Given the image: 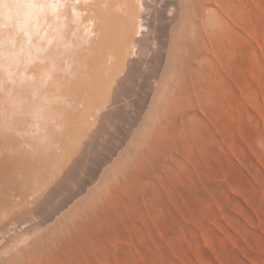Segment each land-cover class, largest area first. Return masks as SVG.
Segmentation results:
<instances>
[{
  "label": "bare ground",
  "instance_id": "1",
  "mask_svg": "<svg viewBox=\"0 0 264 264\" xmlns=\"http://www.w3.org/2000/svg\"><path fill=\"white\" fill-rule=\"evenodd\" d=\"M204 1L0 0V235L19 227V216L35 212L37 206L66 191L87 160L96 163L94 155L103 153L100 147H105L106 154L111 140L119 137L115 132L123 131H119L122 124L130 121L131 129L140 119L142 132L137 143L112 171V177L121 185H134L135 178L148 177L162 167L159 184L149 183L147 191L144 184L139 185L140 213H147L155 226V199L159 195L175 201L172 184L179 176L177 168L184 163L178 157L179 146L167 145L174 129L183 138L175 118L184 100L191 103L195 99L201 107L208 99L205 88L217 76L215 62L201 53L218 55L226 47L225 41L234 42V28L220 23L221 7L216 3L219 8L207 19L209 28L193 23L191 37L181 47L182 36L175 32L179 28L185 31L190 15L194 20L203 19L200 7ZM221 1L229 10L233 7L234 0ZM174 22L177 24L171 26ZM155 39L157 49L148 56L145 51L153 50ZM244 53L249 55V50ZM175 60L180 63L177 74ZM165 86L170 92L164 93ZM155 117L159 125L151 135L149 126ZM114 152L110 154L115 156ZM111 155L107 157L112 159ZM169 160L171 163L166 162ZM112 177L102 187L110 189ZM101 198L100 193L97 200ZM27 229L19 238L18 234L15 238L8 235L11 241L7 244L26 239L33 231ZM143 231L150 233L151 228L145 226Z\"/></svg>",
  "mask_w": 264,
  "mask_h": 264
},
{
  "label": "rangeland",
  "instance_id": "2",
  "mask_svg": "<svg viewBox=\"0 0 264 264\" xmlns=\"http://www.w3.org/2000/svg\"><path fill=\"white\" fill-rule=\"evenodd\" d=\"M225 7L221 0L204 1L200 7L203 19L194 20L190 15L185 31L179 28L175 32L182 36L184 48L191 37L192 24L203 23L209 28L210 12L219 8L223 20L220 23L234 28L231 31L234 42L225 41L226 47L218 55L201 53L215 62L217 76L211 79V87L205 88L208 99L203 105H196L195 99L191 103L184 100L175 118V127H180L183 138L174 129L175 134L167 145L179 146L178 157L184 163L175 166L179 171L172 184L175 201L159 195L155 199V226L149 223L147 213H140L139 185L144 184L142 188L147 191L151 189L147 188L149 183L159 184L157 175L164 171L162 167L154 174L152 170L148 177L135 178L134 185H121L112 177V171L130 153L142 132V119L136 125L132 123V133L131 122L126 124L127 132L123 122L119 131L123 130L124 134L116 131L119 137L114 136L119 139L111 140L115 144L111 142L106 147V154L103 146L100 147L103 153L94 155H97V167L87 160L88 164L83 166L86 168L80 169L75 179L80 176L78 181L83 179L84 170L86 176L94 175L96 170L97 174L92 176L96 180L84 175L85 180L80 183L69 182L66 191L72 185L77 186L73 192L78 196L72 195L71 187L70 191H63L66 195L61 192L56 199L42 202L44 209L37 206V216L34 211V214H22L19 227L1 233L0 264H264V0H234L230 10ZM174 24L177 23L171 26ZM157 43L155 39L153 50L145 51L146 55L157 49ZM245 49L249 55H245ZM174 63L176 74L180 73V63L176 60ZM166 92H170L167 86ZM158 125L155 117L149 134ZM127 133L128 139L123 141ZM116 143L118 147L125 144L119 149ZM143 148L148 150L147 146ZM113 152L115 156L110 154ZM172 153L177 156V152ZM110 155L112 159L107 157ZM106 159L111 161L106 163ZM110 177L111 186L107 190L102 186ZM81 183H88L86 189ZM100 193L102 198L98 201ZM39 208L42 210H36ZM35 220L44 224L40 221L38 225ZM31 224H36L35 230ZM145 226L152 233L143 231ZM26 227L33 230L26 239L7 244L11 237L18 234L16 238H19L20 232L27 231Z\"/></svg>",
  "mask_w": 264,
  "mask_h": 264
}]
</instances>
